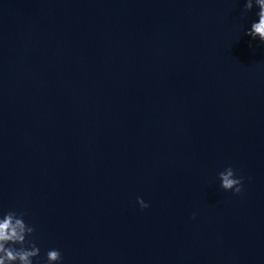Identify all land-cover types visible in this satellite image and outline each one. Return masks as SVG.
<instances>
[{
    "label": "water",
    "instance_id": "obj_1",
    "mask_svg": "<svg viewBox=\"0 0 264 264\" xmlns=\"http://www.w3.org/2000/svg\"><path fill=\"white\" fill-rule=\"evenodd\" d=\"M244 3L0 0L67 264H264V43Z\"/></svg>",
    "mask_w": 264,
    "mask_h": 264
},
{
    "label": "clouds",
    "instance_id": "obj_2",
    "mask_svg": "<svg viewBox=\"0 0 264 264\" xmlns=\"http://www.w3.org/2000/svg\"><path fill=\"white\" fill-rule=\"evenodd\" d=\"M254 3L258 7L256 12L258 19L251 23L245 34L252 39L259 38V41L264 43V0H245L244 8L250 11ZM218 178L223 190H231L236 194L242 191L243 177L236 176L231 166L219 172ZM137 203L141 209L148 207L140 197H137ZM23 215L10 210L0 217V264H33V258L40 254L34 240L29 238L34 228L25 223ZM45 256L44 264H59L62 260V254L58 249L48 250Z\"/></svg>",
    "mask_w": 264,
    "mask_h": 264
}]
</instances>
